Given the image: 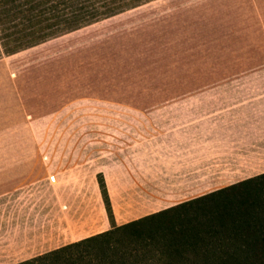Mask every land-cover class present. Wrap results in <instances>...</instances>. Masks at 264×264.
Masks as SVG:
<instances>
[{
    "label": "rangeland",
    "instance_id": "rangeland-1",
    "mask_svg": "<svg viewBox=\"0 0 264 264\" xmlns=\"http://www.w3.org/2000/svg\"><path fill=\"white\" fill-rule=\"evenodd\" d=\"M200 3L150 0L0 58V133L21 136L25 147L18 148L19 141L11 147L10 156L21 159L0 161V178L28 175L22 188L13 191L9 213L4 208L0 214V264L23 256L18 244L34 238L41 218H64L67 206L77 202L74 215L76 210L80 218L86 215L80 207L91 198L90 177L80 175L79 189L71 176L63 182L56 178L63 161H75L80 145L102 141L111 126L114 135L119 122L127 128L128 142L135 139L136 127H143V141L150 145L158 111L168 108L167 95L182 91L178 79L193 76L185 67ZM85 165L101 174L91 162ZM45 176L54 211L44 212L41 206ZM94 189L98 206L90 217L98 220L102 200ZM109 227L96 226L92 232ZM15 246V253H7Z\"/></svg>",
    "mask_w": 264,
    "mask_h": 264
},
{
    "label": "crops",
    "instance_id": "crops-1",
    "mask_svg": "<svg viewBox=\"0 0 264 264\" xmlns=\"http://www.w3.org/2000/svg\"><path fill=\"white\" fill-rule=\"evenodd\" d=\"M199 2L190 26V64L185 67L193 76L178 79L182 91L167 95L168 108L158 111L161 116L150 145L143 141V127H136L135 139L128 142L122 122L114 135L111 126L102 141L80 145L75 161H63L56 178L63 182L71 176L79 189L80 175L90 177L92 195L80 207L86 215L80 218L78 210L74 215L77 202L67 206L64 218H41L34 238L18 244L23 256L3 264L94 234L96 226H110L103 203L98 220L90 217L98 206L94 188L99 190L96 170L87 168V161L99 167L115 225L264 172V0ZM11 134L0 133V161L21 159L10 156L21 137ZM23 145L20 140L18 148L23 150ZM27 178L13 173L0 178V214L4 208L9 213L13 191L22 188ZM46 178L40 189L41 194L45 191L44 212L56 208L48 200L51 187ZM15 252L16 246L7 250Z\"/></svg>",
    "mask_w": 264,
    "mask_h": 264
},
{
    "label": "trees",
    "instance_id": "trees-1",
    "mask_svg": "<svg viewBox=\"0 0 264 264\" xmlns=\"http://www.w3.org/2000/svg\"><path fill=\"white\" fill-rule=\"evenodd\" d=\"M150 0H0V58ZM14 264H264V172Z\"/></svg>",
    "mask_w": 264,
    "mask_h": 264
}]
</instances>
